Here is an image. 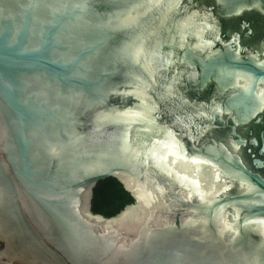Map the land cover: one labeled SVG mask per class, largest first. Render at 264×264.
I'll list each match as a JSON object with an SVG mask.
<instances>
[{"label": "water", "instance_id": "1", "mask_svg": "<svg viewBox=\"0 0 264 264\" xmlns=\"http://www.w3.org/2000/svg\"><path fill=\"white\" fill-rule=\"evenodd\" d=\"M0 264H264V0H0Z\"/></svg>", "mask_w": 264, "mask_h": 264}, {"label": "trees", "instance_id": "2", "mask_svg": "<svg viewBox=\"0 0 264 264\" xmlns=\"http://www.w3.org/2000/svg\"><path fill=\"white\" fill-rule=\"evenodd\" d=\"M132 202V197L113 177L98 180L93 189L90 210L93 213L109 217Z\"/></svg>", "mask_w": 264, "mask_h": 264}]
</instances>
